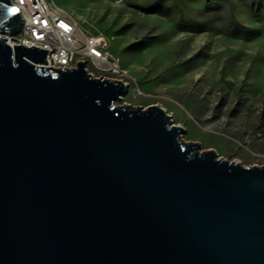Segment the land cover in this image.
Segmentation results:
<instances>
[{"label": "water", "instance_id": "95a60500", "mask_svg": "<svg viewBox=\"0 0 264 264\" xmlns=\"http://www.w3.org/2000/svg\"><path fill=\"white\" fill-rule=\"evenodd\" d=\"M0 0V264H264V167L184 143L123 82L7 44ZM17 9V8H16Z\"/></svg>", "mask_w": 264, "mask_h": 264}, {"label": "rangeland", "instance_id": "374dc122", "mask_svg": "<svg viewBox=\"0 0 264 264\" xmlns=\"http://www.w3.org/2000/svg\"><path fill=\"white\" fill-rule=\"evenodd\" d=\"M50 1L120 57L116 105L161 107L201 153L264 167V0Z\"/></svg>", "mask_w": 264, "mask_h": 264}, {"label": "built area", "instance_id": "2783aa9c", "mask_svg": "<svg viewBox=\"0 0 264 264\" xmlns=\"http://www.w3.org/2000/svg\"><path fill=\"white\" fill-rule=\"evenodd\" d=\"M10 2L17 8L21 19L17 33L3 34L12 50L15 51V46H22L48 51V64L36 66L49 69L54 76L58 75L54 68L72 71L83 62L93 78L123 82L127 93L130 91V83L124 79L126 73L122 61L110 50L109 41L104 36L86 33L76 19L55 7L50 0Z\"/></svg>", "mask_w": 264, "mask_h": 264}, {"label": "trees", "instance_id": "16d2710c", "mask_svg": "<svg viewBox=\"0 0 264 264\" xmlns=\"http://www.w3.org/2000/svg\"><path fill=\"white\" fill-rule=\"evenodd\" d=\"M218 2V1H220V0H208V3H213V2Z\"/></svg>", "mask_w": 264, "mask_h": 264}, {"label": "snow or ice", "instance_id": "6c2138e0", "mask_svg": "<svg viewBox=\"0 0 264 264\" xmlns=\"http://www.w3.org/2000/svg\"><path fill=\"white\" fill-rule=\"evenodd\" d=\"M16 11V9H13V12H15Z\"/></svg>", "mask_w": 264, "mask_h": 264}]
</instances>
